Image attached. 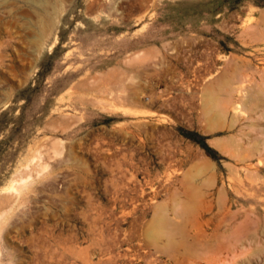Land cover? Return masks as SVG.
Returning a JSON list of instances; mask_svg holds the SVG:
<instances>
[{
    "label": "rangeland",
    "instance_id": "obj_1",
    "mask_svg": "<svg viewBox=\"0 0 264 264\" xmlns=\"http://www.w3.org/2000/svg\"><path fill=\"white\" fill-rule=\"evenodd\" d=\"M0 264H264V0H0Z\"/></svg>",
    "mask_w": 264,
    "mask_h": 264
}]
</instances>
